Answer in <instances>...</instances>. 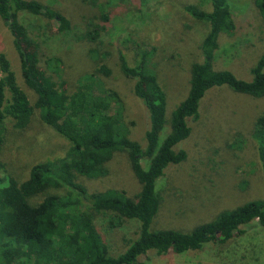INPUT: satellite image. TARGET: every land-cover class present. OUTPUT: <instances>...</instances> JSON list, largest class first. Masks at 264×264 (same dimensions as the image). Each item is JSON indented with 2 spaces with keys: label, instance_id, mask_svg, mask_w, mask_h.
<instances>
[{
  "label": "rangeland",
  "instance_id": "374dc122",
  "mask_svg": "<svg viewBox=\"0 0 264 264\" xmlns=\"http://www.w3.org/2000/svg\"><path fill=\"white\" fill-rule=\"evenodd\" d=\"M58 12L70 24L62 31L59 24L42 16L19 12L18 21L25 31L19 42L26 53L37 56L39 76L51 75L64 80L70 92L77 80L95 72L101 84L115 91L123 104L124 121L129 138L145 147L149 114L133 93L134 82L122 75L117 51L133 65L139 52L149 51V68L166 95V124L163 139L170 129L172 111L189 90L190 67L202 61L200 44L208 25L184 11L198 0H34ZM242 28L232 35L220 34L219 48L213 62L217 71H229L236 78L251 81V68L264 52V23L253 0H228ZM230 5V4H229ZM105 12L109 22L96 42L82 39L86 29L100 22ZM101 24V23H99ZM14 36L0 19V53L10 62L18 86L31 104L36 96L23 83L20 62L13 45ZM97 52V55L94 54ZM58 59V72L49 67L50 59ZM110 71L104 76L100 66ZM264 72V69H263ZM264 116V97L235 93L227 86L215 87L202 98L199 118L188 120L189 137L174 149H182L186 159L169 165L156 182L160 196L159 210L150 230L174 229L189 232L213 220L221 211L230 210L252 200L264 199L257 144L252 137L256 120ZM70 143L53 128L45 125L37 110L29 125L22 130L5 121V135L0 159L6 174L21 183L28 179L30 169L47 160L65 156ZM146 162L142 166L146 168ZM107 175L97 180L79 179L89 192L116 189L134 198L140 185L134 177L126 153H115L106 163ZM52 194H63L51 190ZM42 198H35L40 202ZM108 216L95 217V225L116 256L135 238V229L128 225L109 230ZM240 233L224 245L207 244L198 251L157 256L149 252L142 264H264V230L257 221L240 228Z\"/></svg>",
  "mask_w": 264,
  "mask_h": 264
},
{
  "label": "trees",
  "instance_id": "16d2710c",
  "mask_svg": "<svg viewBox=\"0 0 264 264\" xmlns=\"http://www.w3.org/2000/svg\"><path fill=\"white\" fill-rule=\"evenodd\" d=\"M253 5L264 23V0H253ZM184 11L206 23L208 32L200 44L202 61L191 65L188 93L172 111L170 129L163 139L160 134L166 124L167 99L149 68L150 52H139L130 65L124 54L117 51L120 72L133 80V93L149 114L146 145L142 148L129 138L120 97L104 87L95 72L82 75L70 92L59 76L57 79L51 75L39 76L37 56L26 53L19 43L25 36L18 21L19 12L55 21L62 31L70 29L69 22L34 0H0V19L14 36L21 78L36 96L31 104L18 86L9 60L0 53V152L5 121L11 119L15 129H25L35 110L45 125L70 143L64 157L34 165L28 179L21 183L6 174L0 159V264H142L140 260L149 252L157 256L180 255L198 251L207 244L224 245L241 232V227L253 221L264 230V199L221 211L213 220L189 232L150 230L161 200L156 182L169 165H178L186 159L184 150L174 148L189 137L188 120H198L204 95L212 88L227 86L235 93L255 99L264 97V52L250 70L251 81L214 69L219 35H232L242 28L230 1L198 0L196 4L186 5ZM99 19L101 24L86 29L82 39L93 43L100 39L109 16L101 12ZM58 62L56 58L48 62L56 74ZM100 69L104 76L110 75L105 65ZM252 137L257 144L264 188V116L257 118ZM119 152L127 154L131 171L140 185L136 197L130 198L116 189L89 192L79 183L81 178L105 177L106 163ZM142 161L146 162V168ZM51 190L64 193L52 194ZM38 197L42 199L35 202ZM99 214L108 216L109 230L128 225L135 229V238L126 241L124 252L110 254L103 234L95 225Z\"/></svg>",
  "mask_w": 264,
  "mask_h": 264
}]
</instances>
